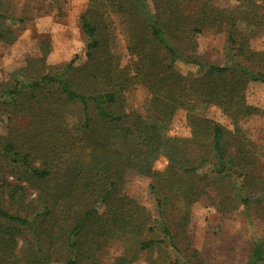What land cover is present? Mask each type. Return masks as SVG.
Here are the masks:
<instances>
[{
  "label": "trees",
  "instance_id": "trees-1",
  "mask_svg": "<svg viewBox=\"0 0 264 264\" xmlns=\"http://www.w3.org/2000/svg\"><path fill=\"white\" fill-rule=\"evenodd\" d=\"M33 2L37 0H21ZM87 0L79 17L82 57L48 66L43 52L0 84V264H207L193 247L191 209L204 198L221 218L264 214V139L244 126L259 109L249 85L264 86V0ZM0 0V42L13 41ZM127 45L112 51V17ZM225 36V59L198 54L199 37ZM179 66L187 68L183 74ZM149 95L147 116L126 94ZM211 109L232 130L208 117ZM185 113L188 138L169 135ZM18 119L27 120L15 127ZM164 160L161 172L154 170ZM150 180L154 210L124 193L127 176ZM36 198L28 202L27 193ZM264 263V237L252 238L245 264Z\"/></svg>",
  "mask_w": 264,
  "mask_h": 264
},
{
  "label": "rangeland",
  "instance_id": "rangeland-1",
  "mask_svg": "<svg viewBox=\"0 0 264 264\" xmlns=\"http://www.w3.org/2000/svg\"><path fill=\"white\" fill-rule=\"evenodd\" d=\"M4 12L9 18L22 20V24L7 22L13 41L8 37L0 42V84L8 81L9 76L24 67L26 61L36 58L43 52V43L47 42L48 53L45 64L61 67L82 57L84 37L79 25V17L85 9L87 0H37L24 2L21 0H4ZM217 6L231 5L223 0H216ZM114 39L112 51L121 58V64L127 60V38L119 17H112ZM197 54L208 64L222 65L225 59V36L204 35L197 40ZM255 50L264 48V38L253 40ZM183 74L187 68L179 66ZM249 105L259 109V115L252 117L244 126L247 136L260 144L264 139V86L249 85L246 92ZM149 95L145 89L137 86L126 94V102L130 110L147 116ZM208 117L214 122L232 130L230 120L222 117L211 109ZM27 120L18 119L15 127H23ZM4 130L0 125V135ZM169 135L178 138H188L185 113L176 112L169 126ZM165 168L164 160H158L154 165L157 172ZM255 173L264 179V160L256 167ZM150 180L135 174L126 178L124 193L147 211L154 210V201L148 190ZM36 198L35 193H27L28 202ZM193 247L200 253L207 264H245L252 243V238L264 237L263 217H252L251 223L241 212H235L229 217L221 218L207 201L202 198L191 209L189 225ZM118 247L112 246L100 255L101 264H112L113 257L119 255ZM60 264V263H52ZM135 264H145L140 259ZM264 264V263H262Z\"/></svg>",
  "mask_w": 264,
  "mask_h": 264
}]
</instances>
